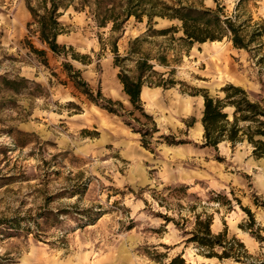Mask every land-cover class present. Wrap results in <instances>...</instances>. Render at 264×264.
<instances>
[{"label": "rangeland", "instance_id": "obj_1", "mask_svg": "<svg viewBox=\"0 0 264 264\" xmlns=\"http://www.w3.org/2000/svg\"><path fill=\"white\" fill-rule=\"evenodd\" d=\"M28 1L39 13L56 3L62 28L56 41L65 48L55 53L39 39L26 0H0V76L29 80L19 92L0 87V264H168L177 255L183 262L174 264H264V151L255 155L246 142L202 146L203 96L192 94L215 95L232 83L264 97V68L228 36L195 42L175 65L172 87L144 85L141 103L157 128L145 147L125 123L141 126L125 112L132 105L112 45L119 36L117 51L124 55L129 41L146 31L147 16L122 21L131 0ZM218 2L222 18L264 19V0ZM110 15L120 23L115 31ZM152 22L156 29L180 24L157 15ZM170 42L149 37L142 49L154 54ZM74 70L95 97L99 90L120 101L123 116L89 100L71 80ZM132 116L150 122L136 110ZM165 136L185 142L169 144ZM196 214L212 217V233L226 229L240 261L205 257L185 240Z\"/></svg>", "mask_w": 264, "mask_h": 264}, {"label": "trees", "instance_id": "obj_2", "mask_svg": "<svg viewBox=\"0 0 264 264\" xmlns=\"http://www.w3.org/2000/svg\"><path fill=\"white\" fill-rule=\"evenodd\" d=\"M214 1L216 3L215 8L206 7L201 3L197 5L195 3H183L179 0L171 4L154 0L150 1L149 5H146L142 0H131L121 9V14L124 16L122 21L130 16L140 21L143 14L147 16L146 31L129 41L128 49L124 55H120L117 51L116 40L119 36L114 38L112 45L113 65L118 68L117 77L122 85L123 92L132 105V110L125 111L120 101L103 97L99 90L95 97L87 87V83L80 77L78 70H74L70 74L71 80L75 86L87 95L89 100L107 112L122 117L123 113L121 111H125L132 119L136 120L141 125L140 127H134L127 121L125 123L131 125L132 130L140 134L143 146L148 147L147 138L157 128L151 115L145 113L143 109L140 98L142 89L144 85L163 88L172 87L177 82L174 78L175 65L181 61L183 51H188L195 42L214 41L228 36L234 47L246 50L254 59L255 64L264 68V19L253 21L252 17H248L239 20L238 13H235L233 17L222 18V8L218 0ZM26 4L37 28L39 39L55 53L63 51L65 46L59 45L56 41L57 35L62 32V28L57 21L56 3L52 1L51 5L45 7L42 13L31 6L28 0H26ZM155 15L175 19L180 24L156 29L153 27L152 22ZM108 18L113 22L112 30H117L120 23L112 15ZM178 32H180V35L175 37V33ZM157 36H163L166 40L175 44L172 45L173 47L170 44L171 42L167 45L161 44L154 54L150 51H143V42L149 37ZM31 48L40 56L45 54L42 49L38 50L33 46ZM169 53L172 55L171 58ZM63 66L69 72L72 71L69 63L65 62ZM156 66H163L169 70L159 72ZM28 83L29 80L25 77L9 79L0 76V87L13 92L28 89ZM198 93L203 96L202 146L217 150L218 145L223 142L229 143L231 147L246 142L252 146V152L255 155H261L264 151L263 96L252 98L243 87L232 83L222 86L220 93L215 95L209 94L206 89H194V92L192 91V94ZM135 110L144 117L149 118L150 122H141L138 117H133ZM192 121L193 118L187 124L188 127L191 126ZM150 123L152 127H149L148 124ZM165 138L169 144L185 142L182 139H175L174 136H165ZM261 205L264 206V202H261ZM242 209L252 220L253 217L249 208L242 207ZM203 216L204 218H201L199 214L195 215L193 227L183 232L188 236L185 240L193 242L205 257H232L240 261L242 254L240 251H234L233 243L226 240V229L216 234L212 233L210 229L212 217L210 215ZM257 237L259 238V236ZM231 241H236L238 246L243 248V243L235 237H232ZM216 246L222 248L221 253L214 250ZM177 261L183 262V259L177 255L168 264H174Z\"/></svg>", "mask_w": 264, "mask_h": 264}, {"label": "crops", "instance_id": "obj_3", "mask_svg": "<svg viewBox=\"0 0 264 264\" xmlns=\"http://www.w3.org/2000/svg\"><path fill=\"white\" fill-rule=\"evenodd\" d=\"M143 90L145 91V89H144V88L142 89V91H143ZM141 93H142V92H141ZM198 131H199V132H201V131H202V127H201V125H200V124H199V126H198Z\"/></svg>", "mask_w": 264, "mask_h": 264}]
</instances>
